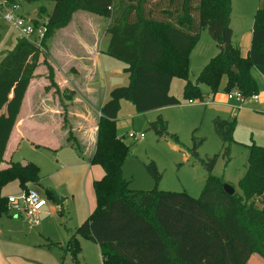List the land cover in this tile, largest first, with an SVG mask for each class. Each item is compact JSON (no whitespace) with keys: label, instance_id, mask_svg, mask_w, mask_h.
Masks as SVG:
<instances>
[{"label":"trees","instance_id":"1","mask_svg":"<svg viewBox=\"0 0 264 264\" xmlns=\"http://www.w3.org/2000/svg\"><path fill=\"white\" fill-rule=\"evenodd\" d=\"M25 1L42 2L38 16L49 17L44 23L43 48L58 29L70 23L75 12L104 14L109 22L107 52L123 61L129 74V83L113 88L100 107L96 148L90 161L101 165L105 173L94 182L97 207L64 247L73 264H80L82 254L78 236L99 244L104 264H250L254 253L264 259V145L248 144V167L239 181L240 191L227 193L223 178L213 173L218 156L230 155L235 118L213 119L222 148L205 161L208 177L198 197L185 191L160 190L157 185L151 190L131 188L122 168L127 146L115 129L123 99L133 103L139 113L180 103L170 93L171 83L175 75L188 76L189 51L204 29L220 51L198 73L196 83L187 81L185 94L192 96L189 100L206 97L199 83L207 84L212 94L218 92L224 77L226 92L238 89L246 96L258 93L252 70L264 75V0L255 14L246 57L233 43L231 0ZM45 2H53L51 12ZM32 21L37 28L43 24L39 18ZM40 52L41 46L18 37L15 48L0 61V88L24 92L41 63ZM48 68L51 76L53 68ZM51 83H55L53 77ZM15 123L14 115L0 116V164ZM168 126L161 114L149 122V129L159 137L170 135ZM197 147L193 146L196 154ZM147 169L157 184L162 172L155 161ZM40 180V168L34 162H12L0 168V218L10 214L3 187L18 181L27 189L28 184L40 185ZM45 193L54 200L52 189L46 188ZM52 245L59 246L50 242Z\"/></svg>","mask_w":264,"mask_h":264},{"label":"crops","instance_id":"2","mask_svg":"<svg viewBox=\"0 0 264 264\" xmlns=\"http://www.w3.org/2000/svg\"><path fill=\"white\" fill-rule=\"evenodd\" d=\"M108 23L107 21L102 37L100 27L89 23L68 25L60 29L49 44L52 58L46 59L47 64L44 63L45 59L40 60L43 62L35 70V77L27 84L25 91L0 92V116L16 117L0 168H7L12 162L27 163L28 161H24L26 156H21L23 160L19 156L25 147L32 151H49L56 161L55 169L50 173L51 183L44 185L40 180V185L28 184V188H37L44 193L48 188L54 191L55 196L56 193L61 195L60 202L55 198L53 200L46 197L48 203L39 215L40 224L37 226H31L22 215L6 214L0 218V264H64L66 244L57 243L59 246H49L50 242L55 244L56 242L50 231L47 215H55L61 211L65 218L64 226L71 237L73 230L87 220L96 208L93 184L103 177L105 170L101 165L90 161L91 153L88 155L87 145L92 143L91 139L94 140L95 134L96 145L100 107L110 93L102 83L99 68L106 52L102 46L108 47L109 44V39L105 40ZM251 38L248 44H239L244 57L250 50ZM219 51L218 46L217 52ZM55 52L65 58L62 64L59 63ZM42 65H45L47 70L40 71ZM48 65L54 71L55 83L52 90L47 87L51 80L48 77ZM252 73L259 88V99L253 101L264 109V75L256 69H253ZM224 78L226 86L227 78ZM40 89L45 92H41ZM207 96L215 112L226 110L231 112V118L226 119H236L232 117L236 104L227 98L225 89L214 94L209 91ZM168 107L148 111L147 113H152L150 121L155 120L160 114L164 115ZM95 113L98 118L95 117ZM84 128H88L90 134ZM94 129L97 130L96 133ZM24 190L26 189L22 188L18 181H13L3 187L2 196L19 195ZM43 196L45 197V194ZM94 244L98 251L97 255L102 258L99 244L96 242ZM255 255H258L260 260ZM253 259L256 264H264V259L257 253L251 255L249 263L253 264Z\"/></svg>","mask_w":264,"mask_h":264},{"label":"rangeland","instance_id":"3","mask_svg":"<svg viewBox=\"0 0 264 264\" xmlns=\"http://www.w3.org/2000/svg\"><path fill=\"white\" fill-rule=\"evenodd\" d=\"M15 3L19 6L14 14L24 16L28 21L39 18L43 22L40 26L48 23L49 17L47 15L44 17L38 16V7L42 2L15 0ZM45 4L47 5V10L51 12L53 2H45ZM260 5V0H231V27L234 32L233 41L235 44L246 45L249 43L252 37L255 14ZM107 21L106 16L102 13L91 10H79L73 14L72 20L68 25L89 23L99 26L102 37ZM60 29L55 32L53 37ZM0 33L1 61L4 54L15 48L18 41L17 29L1 13ZM53 37L50 38V41ZM108 39L109 35L107 34L105 40ZM49 44L47 48H43L40 44L39 60L52 58ZM106 48V45L102 46V49H105L106 52L103 54L102 59L104 61L101 62L102 65L100 64L99 68L102 83L110 92L115 87L127 85L130 80L129 74L124 71L125 63L111 56ZM217 51L216 42L211 37L208 29H204L193 48L189 51L188 76L175 75L173 77L170 92L180 99V103L169 106L165 109V114L162 115L169 121L168 131L170 135L159 137L154 130L149 129L148 122L152 120V118H149L152 117V113H139L133 103L126 99L121 101V108L115 123L117 137L121 138L124 133L131 131L145 134L144 139L141 140L129 137L123 138V142L127 146L126 157L122 165L123 176L130 181L131 188L151 190L157 185L160 190L185 191L193 197H198L201 194L208 177L205 161L219 153L222 148V140L214 129L213 118L217 115L231 118V112L226 110L215 112V108L210 105V102L203 103L199 98L194 99L195 103H190L189 98L192 96L185 94V85L189 80L192 83H196L199 71L218 53ZM212 53H214L213 56H210ZM55 54L59 59V63L62 64L65 61L63 55L58 52H55ZM43 70H47L45 65L40 68V71ZM53 74L51 76L54 78ZM49 75L50 71L48 77L52 79ZM40 76L38 75V77ZM198 85L201 91L206 94L204 99L208 100L207 94L210 91V87L205 83H199ZM47 87L50 90L54 89V84H51V80H49ZM224 89L225 78L222 79L219 90ZM34 90H36L35 87ZM44 90H46V86ZM44 90L40 89L41 92H45ZM0 92H7V88H0ZM95 117L98 118L97 113H95ZM232 117H236L237 121L234 131L235 141L230 146L229 157L218 156L213 173L223 178L224 182L232 185L235 190L240 191L239 181L248 167V144L264 145V109L258 103H254L253 100L247 99L244 106L234 110ZM86 129L88 134H90V130L84 128V130ZM96 131L94 129V133ZM76 133L79 134L77 130ZM174 136L178 137V141L175 140ZM95 137L94 140L93 138L91 139L92 143L87 145L88 155L91 153V156L96 148ZM195 144L198 146L196 149L197 154L196 151L195 153L193 151ZM78 145L81 147L80 143ZM23 155L26 156L24 161L34 162L39 166L41 180L44 185L51 183L50 173L55 169L56 162L52 153L46 150L32 151L29 147H25L19 154L20 159ZM151 161H155L158 169L162 172V178L157 184L155 178L147 169V165ZM41 193L47 197L46 193L42 191ZM56 195L61 196L59 193H56ZM95 207H97V198ZM46 218L49 219V227L54 235V241L66 244L70 236L64 226L65 218L63 213L59 211L55 215L48 214ZM73 232L75 231L73 230ZM78 238L82 250L80 264H104L102 258L97 255L98 251L94 242L86 237L78 236ZM255 256L260 260L258 255ZM63 263L73 264L69 253L66 254ZM252 263L256 264L255 259L252 260Z\"/></svg>","mask_w":264,"mask_h":264},{"label":"built area","instance_id":"4","mask_svg":"<svg viewBox=\"0 0 264 264\" xmlns=\"http://www.w3.org/2000/svg\"><path fill=\"white\" fill-rule=\"evenodd\" d=\"M18 4L8 0H0V13L10 21L18 31V37L21 39L30 40L31 42L40 46L41 41L47 30L45 25L36 27L32 20L28 21L24 16L14 14L18 8ZM67 82V80H66ZM227 98L235 102V109H239L246 103L247 99L258 100L259 94L255 93L251 96L244 95L238 89H232L226 92ZM190 103H195V100H189ZM203 103H208V100L203 99ZM144 139L143 132L131 131L124 133L121 138ZM48 200L44 197L37 188H28L22 191L19 195H9L7 197L8 210L10 214L22 215L26 218L31 226L40 224V213L47 205Z\"/></svg>","mask_w":264,"mask_h":264},{"label":"water","instance_id":"5","mask_svg":"<svg viewBox=\"0 0 264 264\" xmlns=\"http://www.w3.org/2000/svg\"><path fill=\"white\" fill-rule=\"evenodd\" d=\"M223 187H224V189H225V191L227 192V193H229V194H234V192H235V188L232 186V185H230V184H228V183H224L223 184ZM55 199L57 200V201H61V199H59V196H55Z\"/></svg>","mask_w":264,"mask_h":264}]
</instances>
